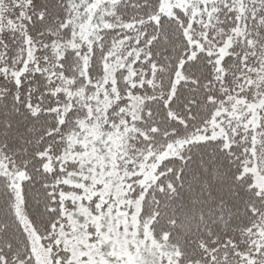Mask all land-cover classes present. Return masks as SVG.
Listing matches in <instances>:
<instances>
[{"label":"snow or ice","instance_id":"6c2138e0","mask_svg":"<svg viewBox=\"0 0 264 264\" xmlns=\"http://www.w3.org/2000/svg\"><path fill=\"white\" fill-rule=\"evenodd\" d=\"M0 264H264V0H0Z\"/></svg>","mask_w":264,"mask_h":264}]
</instances>
